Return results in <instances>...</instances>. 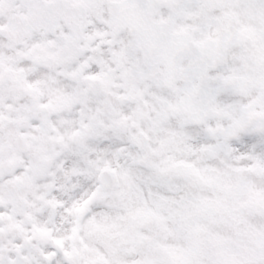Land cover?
<instances>
[{
    "label": "snow or ice",
    "instance_id": "snow-or-ice-1",
    "mask_svg": "<svg viewBox=\"0 0 264 264\" xmlns=\"http://www.w3.org/2000/svg\"><path fill=\"white\" fill-rule=\"evenodd\" d=\"M0 264H264V0H0Z\"/></svg>",
    "mask_w": 264,
    "mask_h": 264
}]
</instances>
